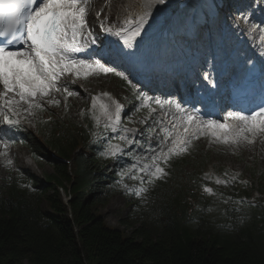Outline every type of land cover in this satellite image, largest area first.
Masks as SVG:
<instances>
[{"label":"trees","instance_id":"16d2710c","mask_svg":"<svg viewBox=\"0 0 264 264\" xmlns=\"http://www.w3.org/2000/svg\"><path fill=\"white\" fill-rule=\"evenodd\" d=\"M80 116L37 117L36 133L53 155L23 132L40 175L17 165L0 179V264H264V175L257 168L251 181L217 185L202 175L210 154L192 147L173 158L164 179L141 184L120 174L129 155H99L112 133L97 128L87 110ZM125 185L147 191L137 196ZM113 195L128 206L121 223L129 235L95 209Z\"/></svg>","mask_w":264,"mask_h":264},{"label":"snow or ice","instance_id":"6c2138e0","mask_svg":"<svg viewBox=\"0 0 264 264\" xmlns=\"http://www.w3.org/2000/svg\"><path fill=\"white\" fill-rule=\"evenodd\" d=\"M167 3L168 0H144L143 10L135 16H126L119 27L107 26L103 22L100 27L109 35L118 37L126 48H133L137 39L145 33L146 26L150 25L155 5ZM90 6L91 0H0V118L5 125L17 126L20 117H36L38 112L46 110V106L60 107L61 100L55 97L58 93H66L64 106L67 107V98L79 95L66 86L68 77H73L72 83H75L78 78L112 74L125 81L140 101V106L135 111L147 110L148 115L140 123H147L157 108L165 110L167 106L168 110L174 108L180 113L185 134L190 126L195 127L199 133L179 140L173 138V146L167 153L153 155L142 166V158L134 156L136 162L120 174L139 180L141 184L145 182V176L148 177V183L164 179L168 173L161 163L167 166L173 157L187 154L192 141L201 136H210L216 143L237 147L245 143L253 144L258 137H264V97L250 114L245 111H229L223 122L201 120L195 112L186 111L174 100H162L140 91L125 72L117 71L100 59L82 56L83 53L91 57L97 51L92 48L97 44L98 37L88 22ZM249 15L242 12L239 18L247 23ZM253 27L259 29V40L264 42V27ZM90 48L91 52L88 51ZM204 79L208 80V75ZM123 107L107 92L92 97L89 111L96 127L100 128L102 125L104 132L116 134L104 144L99 153L102 158L119 161L122 156L128 155L126 147L133 144L143 146L141 141L130 139L127 135L134 130L121 126ZM161 131L165 133L161 144L173 137V132L167 128H162ZM113 140L118 142L113 143ZM0 145L5 149L8 147L2 140ZM6 155V151L0 152V156ZM7 163L11 165L12 161L8 160ZM205 179L210 177L205 175ZM214 183L227 185L228 181L217 177ZM124 189L137 196H142L147 191L143 187L131 189L128 185ZM203 192L215 195L214 189L207 185L203 186Z\"/></svg>","mask_w":264,"mask_h":264},{"label":"rangeland","instance_id":"374dc122","mask_svg":"<svg viewBox=\"0 0 264 264\" xmlns=\"http://www.w3.org/2000/svg\"><path fill=\"white\" fill-rule=\"evenodd\" d=\"M211 1V0H210ZM239 0H236V3ZM256 1L258 0H246V7L243 10L241 6L237 3V9L236 11H233V9L229 6L225 5V11L227 13L232 14L234 16V20L240 21L239 16L240 13H249V20L248 22H244L242 19L240 22L244 23L249 29V23L252 20H255L253 17V13L256 10ZM264 0H260L258 4H261V2ZM214 4L218 2V0H212ZM195 19H190V15L188 17V24H195V26H198V23H194L193 21ZM202 21V19H201ZM200 23V22H199ZM185 28V25L182 26V29ZM259 31V29L257 30ZM260 34V33H259ZM203 37L204 34H201ZM180 41L183 43V39ZM187 47V46H186ZM187 52H191V48L187 47ZM73 77H68L66 81V85L70 84L72 86L71 91H76V84L83 88L84 90H87V96H74V97H68L67 98V107H65V99L66 93H58L55 94V97L57 99L61 100V106L60 107H50L46 106V110L53 112L54 114L58 115L59 117L69 119L70 121H74L79 119L81 110L88 107L91 109L92 104V97L100 95L102 93H109L111 97H113L115 100L119 101L123 106V102L126 98V92L120 88L117 84V80L114 78V75L109 74L107 76L100 75V76H94L90 77L88 79L78 78L75 79V83H72ZM99 87V88H97ZM106 99V98H105ZM124 109V107H123ZM124 110L121 113V125H124L128 129L134 130V132H129L127 135L129 137H133L132 135L138 134L141 132V130L137 131V117L135 115H131L132 117H127L126 114L123 115ZM26 115V114H25ZM43 116L46 117L47 113H37L36 117ZM36 117H28L25 119L23 116L20 117V124L24 125L29 131L34 133L33 125ZM103 123V120H102ZM143 125V124H141ZM152 128V134L155 136L156 140H160V135L163 136L164 132L161 131L162 127L159 124V121H155L154 124L151 123ZM157 126L159 127V130L157 129ZM148 127V126H145ZM149 128V127H148ZM151 129V128H150ZM136 132V133H135ZM131 135V136H130ZM150 137V139H149ZM264 137H258L253 144H241L240 146H231V145H223L216 143L212 141V138L210 136H201L199 139H196L195 145L197 144L199 146L200 150H206L207 153L210 154L209 160L211 161L212 165H216L219 167H224L227 171H234L236 174L243 175L244 178L247 181L251 180V174L249 170H253L257 168L258 170L262 171L264 173ZM164 139V137H163ZM143 141V139H141ZM169 140V139H168ZM164 142L165 144H168L169 141ZM147 146L146 147H136L137 148V156L140 155L141 160H147L150 159V156H152L151 153L155 154L158 152V147L156 148L154 146V142L152 139L151 134L148 135L147 138ZM163 141V140H160ZM158 145V144H157ZM170 146L172 147V143H170ZM154 150V151H153ZM7 152L6 156H0V179L7 175V172L4 168L5 162L8 160H13L14 158L18 161V163L26 168H29L32 172L39 175V170L33 169L29 166L30 160L27 158V151L23 149L20 146H8L7 149H5L2 145H0V152ZM136 153V152H135ZM144 156V157H143ZM29 160V161H27ZM145 163V162H144ZM27 164V165H26ZM45 169L51 170L49 166H45ZM212 172V167L208 166L206 170V174L210 175ZM59 193L61 196L65 195V192L59 188ZM212 196V195H209ZM43 208L46 209L45 204L43 203ZM96 211L100 213L104 219V222L114 228L120 229L125 235H129L130 228L125 227L121 222L127 217L128 214V206L125 204V200L121 195H113L111 198L107 200V202L104 205H97Z\"/></svg>","mask_w":264,"mask_h":264},{"label":"bare ground","instance_id":"6f19581e","mask_svg":"<svg viewBox=\"0 0 264 264\" xmlns=\"http://www.w3.org/2000/svg\"><path fill=\"white\" fill-rule=\"evenodd\" d=\"M206 1L207 0H190V2L187 3L186 7H196L198 10H205L206 9ZM177 2V0H168V3L161 7V5H155L153 8V17L150 20V25L146 26L145 33L142 34L141 37L138 38V41L141 39H152V42L156 48L160 44V49H163L165 46H167V53L171 54L172 51L180 50V46L171 45L168 46L170 41L164 40L163 42L160 41L159 38H156V34L159 32L160 28L162 27V24H165V27L168 26L169 31L172 32L175 38L177 39L182 31V26L185 24V18L187 15V10L183 9L181 13L180 10L178 11L179 14L174 15L173 14V5ZM143 3L144 0H91V6H90V12L88 15V20H93L95 24L103 23H115L120 26V22L129 15L135 16L136 14L140 13L143 10ZM97 13H99V18L97 19ZM199 15V14H197ZM196 18H198L196 16ZM165 19V20H164ZM91 24V23H89ZM247 30L246 28H244ZM251 35V31H249ZM213 35L212 34L209 38L201 39L200 43H196L193 41L194 39H190V44L192 45V48L195 49L197 52H203L204 51V41L210 40L213 41ZM170 38V37H169ZM199 36H196V39H198ZM233 37H230V40ZM189 44V46H190ZM182 48H184L182 46ZM191 48V46H190ZM183 49H181V52ZM113 65H115L116 68H120L119 62H113ZM179 69H182V67H178ZM163 75L164 73H160ZM189 78H193L191 75ZM172 78L169 79V81ZM168 81V82H169ZM76 86V92L79 93L78 96L86 97L87 90H84L77 84ZM2 89V87L0 86ZM99 88V87H97ZM29 161V160H27ZM31 164H29L30 167L33 169H36L35 165L30 161ZM27 165V164H26Z\"/></svg>","mask_w":264,"mask_h":264}]
</instances>
